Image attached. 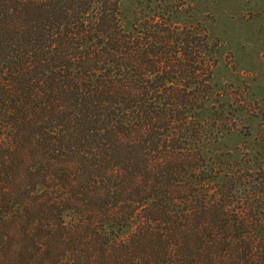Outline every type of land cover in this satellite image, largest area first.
Segmentation results:
<instances>
[{"label": "trees", "instance_id": "16d2710c", "mask_svg": "<svg viewBox=\"0 0 264 264\" xmlns=\"http://www.w3.org/2000/svg\"><path fill=\"white\" fill-rule=\"evenodd\" d=\"M169 13L0 0V264H264V190L210 167V67Z\"/></svg>", "mask_w": 264, "mask_h": 264}, {"label": "rangeland", "instance_id": "374dc122", "mask_svg": "<svg viewBox=\"0 0 264 264\" xmlns=\"http://www.w3.org/2000/svg\"><path fill=\"white\" fill-rule=\"evenodd\" d=\"M121 11L126 30L170 11L172 25L200 40L210 67L200 147L223 183L263 192L264 0H121Z\"/></svg>", "mask_w": 264, "mask_h": 264}]
</instances>
